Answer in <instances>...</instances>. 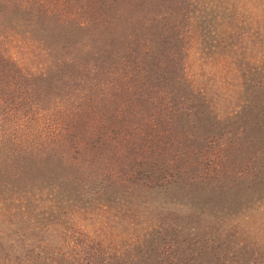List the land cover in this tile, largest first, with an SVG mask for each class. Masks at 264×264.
Wrapping results in <instances>:
<instances>
[{"label":"trees","instance_id":"16d2710c","mask_svg":"<svg viewBox=\"0 0 264 264\" xmlns=\"http://www.w3.org/2000/svg\"><path fill=\"white\" fill-rule=\"evenodd\" d=\"M1 189L0 264H264V0H0Z\"/></svg>","mask_w":264,"mask_h":264},{"label":"rangeland","instance_id":"374dc122","mask_svg":"<svg viewBox=\"0 0 264 264\" xmlns=\"http://www.w3.org/2000/svg\"><path fill=\"white\" fill-rule=\"evenodd\" d=\"M72 79L73 78H70L69 76L66 78V80L68 81V83L70 84V86L67 87V88H64V91L62 90L61 93H67L68 91L69 92L71 91V88L70 87L73 86V84H74V81ZM42 92H43L42 98L44 99V105H46V106H51L52 105L51 107H54L55 106V103L57 105L56 107H61V105H63L62 99L60 97L57 98L55 96V95L58 94V90L57 89L51 88V90H48V92L50 94H48L45 91H42ZM48 99H50V100H48ZM40 107H43V105L41 104ZM42 122H44V120H42ZM34 124H35V122H34ZM5 192H6V189H1L0 190V200L3 201V204L4 205L7 203V201H6L7 199H5V197H7V195L4 194ZM86 217L87 216L83 217V220H81V221H72V220H70V221H72L71 224H70V226H73L76 232L77 231L84 230V233H85V231L87 229H89L90 227H92V226H90L91 225V222L89 220H87ZM73 222H76V223L73 225ZM70 226H66V229L69 228V231L71 230V227ZM7 231H8V221H7V218L4 215H0V239L5 240L7 238ZM262 235L264 236V232H262Z\"/></svg>","mask_w":264,"mask_h":264}]
</instances>
